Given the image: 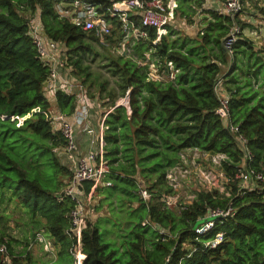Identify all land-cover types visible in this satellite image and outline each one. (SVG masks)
Wrapping results in <instances>:
<instances>
[{"label": "trees", "instance_id": "1", "mask_svg": "<svg viewBox=\"0 0 264 264\" xmlns=\"http://www.w3.org/2000/svg\"><path fill=\"white\" fill-rule=\"evenodd\" d=\"M56 1L0 0V189L7 188L6 172L14 170L18 200L29 210L32 221L42 224L52 238L57 253L55 259L50 258L52 264H72L74 241L67 233L74 202L64 192L72 169L59 154L65 139L54 127L52 110L71 116L76 100L70 92L59 90L52 96L45 90L50 66L43 63L29 33V20L37 12L47 35L65 44L69 76L85 86L86 95L97 100L106 110L104 114L111 109L104 121L111 185H98L94 194L100 196L98 208L104 202L111 204L112 197L119 207L120 203L124 206L121 209L127 208V232H120L125 235L122 240L118 232L119 247L114 248L103 242L101 234V223L108 222L109 216L100 214L94 221L88 220L82 234L83 264H264V182H255L254 191L238 194L241 183L235 178L229 183L230 196L201 189L193 202L179 211L161 202L163 194L175 191L168 185V171L192 148L225 154L221 168L230 177L242 168L264 169V90H260L264 86V44L245 37L243 31L252 23L240 15L247 8L234 17L209 9L206 26H198L195 35L182 39L172 37L182 31L170 23L168 35L157 44L153 42L157 29L149 27V38L138 40L125 58L100 43L93 30L85 31L60 18L54 9ZM88 1L104 7L112 3ZM178 1L175 23H179L178 18L187 21L190 12L196 13L204 3ZM248 3L247 7L256 5L264 10L258 2ZM107 17L115 23L109 14ZM236 24L239 38L230 57L224 43L230 27ZM119 27L117 24L108 36L111 44L121 37ZM153 48L155 60H173L180 68L174 79H149V68L137 63V59L152 54ZM91 54L109 61L107 68L115 85L93 77L90 65L85 64ZM219 79L223 81L221 94L229 102L227 119L219 114ZM257 81L261 85L255 87ZM129 90L130 113L126 105L117 103ZM230 123L238 125V132L230 130ZM238 134L245 137L243 144L252 159L245 158ZM9 135H16V142L25 148L23 155L4 144ZM44 153L51 154L50 164L58 168L61 180L55 189L30 176L31 165L41 162L40 168L46 169L47 163L40 159ZM92 184L84 183L87 193ZM142 187L150 192L149 201L141 196ZM6 193H0V202H6ZM230 207L233 212L216 218L214 230L202 235L196 232V223L210 210ZM2 218L0 215V221ZM220 231L224 232L223 241L215 248L206 246ZM6 237L0 230V243H6L8 251L0 253V264H36L29 250L34 239L18 251L13 245L15 238Z\"/></svg>", "mask_w": 264, "mask_h": 264}, {"label": "built area", "instance_id": "2", "mask_svg": "<svg viewBox=\"0 0 264 264\" xmlns=\"http://www.w3.org/2000/svg\"><path fill=\"white\" fill-rule=\"evenodd\" d=\"M111 2L110 5L104 7L101 3L88 0H58L54 3V9L60 18H65L71 23L81 26L85 31L93 30L99 38L100 43L106 46L110 44L108 36L116 28V25L119 24L122 39L118 43L124 48L120 55L128 57L129 55L125 50V46L128 44L127 42L132 39V43L136 44L138 40L148 39L149 27H155L157 29V37L153 40L155 44L158 43L162 36L168 35V26L170 23H175L176 10L179 7L178 0H112ZM248 2L249 0H204L203 7L208 10L212 9L225 16L234 17L247 8ZM107 14L115 20V23L107 17ZM29 25V33L34 44L37 46L40 58L45 65L50 66V74L45 83L46 92L52 93L55 96L59 90H63L67 93L74 94L76 100V108L71 116L67 117L57 111L55 112L54 109L52 112L54 113V127H57L62 132L65 139L62 152L65 153L68 165L72 169V175L64 191L66 196L74 202L69 216L72 226L71 230L67 231L70 237L74 239L70 248V254L73 260L72 264H83L86 255L82 249V234L88 220L91 221L89 210L92 206L94 191L100 184L111 185V182L108 181L111 167L105 157L106 125L104 124L107 113L111 109L104 114L97 126L92 124V105L99 106V104L93 98L91 99L86 95L84 85L69 76L65 44L55 41L47 35L44 24L40 20V13L37 12L30 18ZM239 32V26L237 24L233 25L230 27L229 34L225 38L224 48L230 57L234 53ZM251 33L257 34V31L253 30L250 34L244 32L248 38L253 39L250 36ZM154 50V48L151 50L152 54L147 53L146 55L148 56L137 59V63L149 68V79H174L180 72V68L177 67L173 60H155L153 56L155 54ZM217 82V89L221 94L223 81L219 79ZM129 93L130 90L125 98L127 101H129ZM122 101L119 103H122ZM220 101L221 107L219 108V114L227 119L229 117L228 98L221 94ZM228 127L232 132H238L239 130L238 125L234 123L233 125L230 123ZM78 130H81V132H84L88 136L89 149L85 153H82L80 147H78ZM238 137L242 144L246 143V139L242 134H238ZM243 148L245 158L252 159L251 152L248 151L244 144ZM192 152L195 154L194 158L198 156H209L211 158V164H215L216 167L215 169L199 168L196 171L195 179L193 178L192 180H195L196 184L200 186V189L196 190L192 199L190 197V200L186 202L181 198L182 195L179 192L180 182L176 174L179 172L186 179L190 178V172L183 163H192ZM225 158V154H210L198 148H192L183 152L181 163L173 166L167 174L168 185L173 187L175 191L173 194H163L161 202H163L164 206L172 210L175 208L174 204L176 206L179 204L178 209H180L184 208L187 204H191L197 196V191L201 189L206 191L217 190L230 196L231 190L229 183L234 181L235 178L239 179L241 183L238 194L254 191L256 188L255 182H264V169L257 171L256 169L242 168L234 177L228 176L221 168V162ZM194 160L199 162L197 159ZM90 181L93 182L92 189L90 193H87L83 185ZM140 194L146 201L151 199L150 192L144 187L140 189ZM232 212V207L228 209L216 208L210 210L202 219L215 217L214 220L199 224L196 232L202 235L214 230L216 218L227 217ZM48 237L46 232H38L34 240L30 243L29 250L34 244L39 243L47 250L50 258L55 259L57 253L52 239L50 240ZM223 239L224 232L220 231L216 234L214 240L206 242V246L215 248ZM7 252L6 243H0V253L4 255ZM49 264H52L51 259Z\"/></svg>", "mask_w": 264, "mask_h": 264}, {"label": "rangeland", "instance_id": "3", "mask_svg": "<svg viewBox=\"0 0 264 264\" xmlns=\"http://www.w3.org/2000/svg\"><path fill=\"white\" fill-rule=\"evenodd\" d=\"M14 1H19V0H14ZM250 2H258L260 6H264V0H250ZM256 9V10H255ZM189 16H187V21L184 19L178 18L177 21H179L180 29L182 33L177 32V34H174L172 36L173 38L177 39L180 37L182 39L185 35L189 36L193 34L195 35V32H197L198 26L201 27L204 25L202 21L198 19H193L192 16H196L195 13L190 12ZM241 18L245 22H250V26L246 27L247 29H244V32L247 34H250L251 31L256 30L257 35L251 33V37L255 40V43L258 42V44L263 45L264 44V31H261V28L264 29V10L258 8L256 5H251L250 7H247V10H245L241 15ZM187 23V24H186ZM196 24L194 28L190 27L188 30H186V25L189 24ZM186 24V25H184ZM116 30V29H115ZM121 34V33H120ZM181 35V36H179ZM247 37V35H245ZM122 39V34L119 39H117V42L115 44H108L109 47L112 49V53L115 55L120 56L124 48L118 43ZM128 44L125 46V50L127 51V54L130 55L132 52V47L135 45L132 43V39L127 42ZM126 53V52H125ZM124 55V53H123ZM125 56V55H124ZM127 58V57H125ZM108 60L106 58H103L101 56H95L94 54L88 55L87 59L85 60V64L90 65V70L92 72L93 77L98 80V81H109L111 85L114 84V78L111 75V71L109 67L107 68ZM227 69V68H226ZM170 78H161L163 82L168 81ZM78 82V81H77ZM258 85H261V81H257L255 84V87H258ZM261 91L264 90V87L262 86L260 88ZM126 97H120L118 99L119 104H124L130 109V104L129 101L125 100ZM92 99V98H91ZM94 101H97L93 99ZM96 107V106H95ZM98 108H96L97 111ZM100 112V109H99ZM98 113V112H97ZM16 135H9L5 139L4 144H9L10 146L8 147L10 150H14L18 155H23L25 152V148L21 146L20 141L16 142ZM39 150V148H36L35 153ZM60 150V149H59ZM61 151V150H60ZM59 151V154H60ZM197 154V153H196ZM195 154L192 152V157L194 158ZM44 162L47 163L46 169L42 170L40 168V165H42L41 162H39V166L37 165H31L32 170L30 172V176L34 179H39L41 184H43L46 188L48 189H55L57 186V183L60 179V176L58 175L59 172L57 171L58 168L54 167L50 161L51 154H46L44 153L43 156H40ZM192 158V159H193ZM192 163H183L184 166L189 170V179H186L183 175H180L179 172H177V179L180 182L179 183V192L182 195V200H185L188 202L190 200V197L192 199L194 192L196 190L200 189V186L196 184L195 180H192L193 178L195 179V174L196 171L199 168L202 169H215V164H211V158L209 156H198L195 157L194 159L199 160V162H196L194 159L192 160ZM41 163V164H40ZM176 172V171H175ZM15 174V176H13ZM5 176L8 178L6 180L7 188L0 189V193L2 192H7L5 199L6 202H0V215L3 216L2 220L0 221V230H3L6 235L7 239H10V237L15 238V241L13 242V245L16 247V250L20 251L24 245L27 244V242L30 243L35 237L34 234L39 231H46V229H43L44 226L36 224V222L32 221L31 217L29 214L28 209L24 207L23 204L20 203L18 200V194H17V189H16V173L14 170L9 169ZM3 179V177H0V181ZM66 179V178H65ZM64 179V180H65ZM94 194L93 196V202L91 209L89 210V217L91 218V221L95 220L100 214H103V216H109V221L108 222H103L101 223V228H102V240L105 243L110 244L114 248H118L119 246L116 244L117 241L120 242V239H118V232L119 236L121 237V240L125 235H121V233L126 234V217H127V208L121 209L120 207H124L120 203L119 204L115 202L114 197H112V203L107 204L103 203L102 208H98L97 205H99L100 201V196ZM175 210H178L179 204L176 206L174 204ZM96 206V207H95ZM114 207L115 211H111V208ZM27 212L29 214H27ZM5 216V217H4ZM40 226V227H39ZM40 228V229H39ZM129 231V229H128ZM47 233V231H46ZM34 236V237H33ZM33 237V238H32ZM50 240L52 238L48 237ZM19 241V242H18ZM32 251V256L33 259L36 261V264H47V262L50 260V256L47 253V250L45 248L37 243L32 246L30 249Z\"/></svg>", "mask_w": 264, "mask_h": 264}, {"label": "crops", "instance_id": "4", "mask_svg": "<svg viewBox=\"0 0 264 264\" xmlns=\"http://www.w3.org/2000/svg\"><path fill=\"white\" fill-rule=\"evenodd\" d=\"M249 5V4H248ZM209 12V10L207 9V8H205V7H201V8H199L198 10H197V12L195 13V15L196 16H192V18L195 20V19H198V20H200V21H202V23H204V25L203 26H206V24H207V22H208V18H210V14L208 13ZM196 21V20H195ZM184 25H186V24H184ZM196 25V24H195ZM195 25H192V23L191 24H189V25H186V30H188V28H190V27H192V28H194L195 27ZM174 26H176V27H178V28H180V25H179V23H174ZM261 31H264V29L263 28H261ZM257 35V34H256ZM252 40H256L255 38L254 39H252ZM258 42H259V40H257ZM258 42H256V44L257 45H259L258 44ZM224 51H225V49H224ZM263 56H264V54H262ZM264 87V86H263ZM51 95L52 96H54L52 93H51ZM96 106V107H95ZM96 108H98L97 109V111H96ZM54 109V111L56 112V110H55V108H53ZM99 109H100V112H99ZM106 110L102 107V106H97V105H92V115H91V122H92V124L93 125H95V126H97L98 124H99V122H100V120L103 118V116H104V112H105ZM98 112V113H97ZM57 128V127H56ZM77 143H78V147H80V150H81V152L82 153H85V152H87V150L89 149V146H88V136L84 133V132H81V130H78V141H77ZM61 150V149H60ZM63 150V149H62ZM62 150L60 151V155L62 156V160H63V163L66 165V166H68L69 167V165H68V161H67V159H66V157H65V153H63L62 152ZM40 232V231H39ZM44 232H46V231H44ZM38 232H36V234H37Z\"/></svg>", "mask_w": 264, "mask_h": 264}, {"label": "water", "instance_id": "5", "mask_svg": "<svg viewBox=\"0 0 264 264\" xmlns=\"http://www.w3.org/2000/svg\"><path fill=\"white\" fill-rule=\"evenodd\" d=\"M215 218V217H214ZM214 218H204V219H201V220H199L197 223H196V225L195 226H197L198 227V225L199 224H201V223H205V222H208V221H210V220H214Z\"/></svg>", "mask_w": 264, "mask_h": 264}]
</instances>
